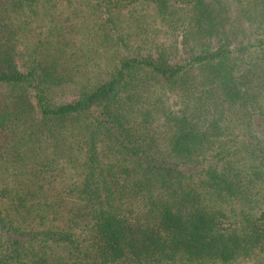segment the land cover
Instances as JSON below:
<instances>
[{"label": "rangeland", "instance_id": "1", "mask_svg": "<svg viewBox=\"0 0 264 264\" xmlns=\"http://www.w3.org/2000/svg\"><path fill=\"white\" fill-rule=\"evenodd\" d=\"M233 7L235 14L237 3ZM107 11L99 0H0V63L31 73L7 90L10 114L0 122V213L18 229H65L88 243L97 213L101 205L106 207L105 194L110 195L108 210L154 223L162 192L150 186L141 190L145 180L139 160L127 146L137 145L163 159L177 157L171 152L170 124L155 110L157 102L188 118L193 130L211 132L201 149L180 158L199 159L219 143L249 149L244 111L222 95L220 84L203 66L191 69L170 91L151 78L131 84L114 112L118 136L106 132L93 116L44 114L42 107L73 96L114 67L121 49L113 44L117 31L131 45L172 43L175 37L192 44L202 35L190 13L189 19L183 10L162 16L148 1ZM236 18L227 21L225 16L220 23L236 32ZM250 54L237 60L235 68L243 74L238 79L247 83L254 107L264 112V61ZM235 157L232 161L243 165L250 180L257 208H264V181L254 178L251 154ZM260 169L264 178V167ZM30 247L28 264H53L64 257V247L47 237H35Z\"/></svg>", "mask_w": 264, "mask_h": 264}, {"label": "trees", "instance_id": "2", "mask_svg": "<svg viewBox=\"0 0 264 264\" xmlns=\"http://www.w3.org/2000/svg\"><path fill=\"white\" fill-rule=\"evenodd\" d=\"M99 1L105 2L111 14L141 0ZM144 1L162 16L186 11V18L191 16L193 24L202 30L201 37L192 44L189 39L175 37L172 43L131 45L117 31L113 44L121 49L114 67L50 108H43L41 102V111L56 117L93 116L106 132L118 136L114 112L121 94L131 84L151 78L170 91L191 69L203 66L220 84L222 95L244 111L249 149L235 150L219 143L199 159L180 158L201 149L211 132L193 130L188 118L178 117L157 102L155 110L165 114L170 124L171 152L177 157L163 159L137 145L127 146L139 160V172L145 180L141 190L150 186L162 192L153 212L155 222L130 220L119 211L108 210V194L101 196L107 208L101 205L88 243L77 241L76 235L65 229L36 233L18 229L0 213V264H28L35 237H47L64 247V257L53 264H256L259 258L257 264H264V208H257L243 165L232 161L241 153H250L255 162L254 178L264 181L260 169L264 167V112L254 107L247 83L238 79L243 74L235 68L237 60L241 62L250 53L256 55L254 60L264 61V0ZM236 3L239 10L234 14ZM242 12L244 18L235 17ZM225 16L227 21L232 17L240 21L236 32L221 25ZM30 75L14 64L0 63V122L10 114L7 90ZM233 205L237 206L234 211Z\"/></svg>", "mask_w": 264, "mask_h": 264}]
</instances>
